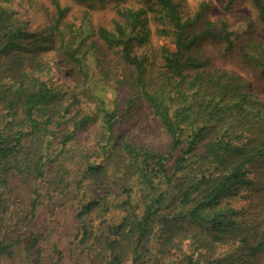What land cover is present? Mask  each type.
<instances>
[{
    "label": "trees",
    "instance_id": "16d2710c",
    "mask_svg": "<svg viewBox=\"0 0 264 264\" xmlns=\"http://www.w3.org/2000/svg\"><path fill=\"white\" fill-rule=\"evenodd\" d=\"M50 1L55 13L47 33L58 39L60 51L88 80L89 69L71 46L84 30L64 24L67 8L59 0ZM141 1L143 6L117 8L112 28L99 25L96 34L107 48L119 50L130 68V75L125 72L126 81L162 124L169 137L167 148L154 151L125 142L119 147L127 162L115 163L119 155L114 152L118 148L114 138L118 102H112L110 108L100 94L92 98L100 115L101 145L99 150L83 147L74 133L95 113L67 123L73 102L58 106L55 98L59 95L50 82L15 71L7 84H0L5 109L0 118V183L6 185L9 178L19 176L23 181L39 180L50 194L65 193L69 184L60 187L64 162L73 150H79L76 181L85 188H77V242L91 240L90 246L97 242L89 218L103 207L101 175L108 163L114 166V177L121 178L116 186L125 195L119 202L121 219L108 223L101 235L103 264H264V229L251 237L239 221L245 210L223 204L229 198L250 195L257 184L256 171L262 174L258 189L264 187V100L252 94L249 81L232 71L210 67L207 58L194 53L206 39L222 41L225 51H230L235 47L232 31L223 18H205L204 3L192 16L184 17L175 0ZM235 1L226 0L227 7ZM251 3L264 29V0ZM152 19L157 24L155 33L169 38L172 45L157 49L161 67L155 73L154 86L147 80L154 60L134 50L135 45L148 42ZM199 21L201 29H193ZM24 27L0 6V52L19 48L22 38L32 35ZM239 50L242 60L264 77V43L251 40ZM133 100L131 96L128 103ZM48 173L56 178L47 180ZM89 185L101 192L87 195ZM32 193L29 212L40 197L38 188ZM2 211L0 192V215ZM1 227L0 216V261L10 248L1 238ZM228 237L234 239L233 250L219 254L217 246ZM35 243L34 236L28 237L25 251ZM60 258L61 253L51 264Z\"/></svg>",
    "mask_w": 264,
    "mask_h": 264
},
{
    "label": "rangeland",
    "instance_id": "374dc122",
    "mask_svg": "<svg viewBox=\"0 0 264 264\" xmlns=\"http://www.w3.org/2000/svg\"><path fill=\"white\" fill-rule=\"evenodd\" d=\"M59 1L67 8L64 24H75L76 28L84 30L81 36L73 40L71 46L87 65L89 79L85 80L79 73L76 63L60 51L58 39L51 38L47 33L55 13L50 0H0V6L11 13L12 20L23 22L24 29L32 34L22 38L19 48L0 52V84H7L5 81H9L15 71L23 70L52 84L59 95L58 99L55 98L58 106L73 102L71 111L66 115L67 123L76 118L80 119L85 114L95 113L91 121L84 123L74 133L75 140L90 150H99L101 145L100 115L95 112L92 95H102L110 108L113 106L112 102L117 100L118 120L114 137L118 145L114 151L119 154L115 158L117 164L123 165L127 162L123 149L119 147L125 142L154 151L165 150L169 137L147 104L136 97L129 82L126 81L125 72L130 75V68L121 60L119 50L107 48L96 34L99 25L112 28V21L117 16V8L143 6L142 1L106 0L101 3ZM175 1L180 4L184 17L192 16L204 3L205 18L225 19L232 31L235 47L225 51L222 41L206 39L200 41L194 53L207 58L210 67L232 71L249 81L252 94L264 100V77L258 75L252 66L242 60L239 50L245 48L251 40L264 43L263 25L258 20L251 0H236L228 7L226 0ZM156 25L152 19L150 22L152 34L148 42L134 47L136 53H146L154 60L147 73V80L151 86L157 79L155 73L161 67L157 55L158 47L162 44L172 47L169 38L155 33ZM193 29L200 30L201 21L195 24ZM131 96L134 100L128 103ZM73 97L76 99L72 101ZM4 110V102L0 101V118ZM79 152L73 150V155L64 162L60 187L64 184L69 185L66 192H62L63 194H50L47 191L49 189L39 180L23 181L19 176L9 178L6 185L0 183L4 205V211L0 215L1 238L10 245L9 253L2 258L0 264H51L50 260L60 253L61 258L57 264H103L104 260L99 251L101 235L108 223H117L121 219L123 211L119 202L125 195L116 186L121 182V178L114 177V166L108 163L101 175V185L105 189L103 207L95 209L89 218V224L98 236L97 242L93 241L91 246L88 245L91 240L84 243L77 242L78 226L75 210L78 206L76 198L80 196L77 188L80 186L83 191L85 188L76 181L80 168ZM254 175H258L257 184L250 191V195L245 198H229L228 203H223L232 205L237 210H245L242 214L239 213V221L241 227L252 234L251 237L264 229V187L258 189L262 181L261 171H256ZM46 178L53 180L56 177L48 173ZM131 182L132 180H129L128 183ZM34 188L39 189L40 197L35 209L29 212V200ZM86 189L87 195L92 191L94 194L101 192L91 185ZM75 190L78 191V195ZM33 236L36 240L34 247L30 251H25L27 238ZM205 239L207 238L203 237V240ZM232 242H234L233 237L226 238L220 246H217L218 253L231 252L234 248ZM261 261H264V257Z\"/></svg>",
    "mask_w": 264,
    "mask_h": 264
}]
</instances>
